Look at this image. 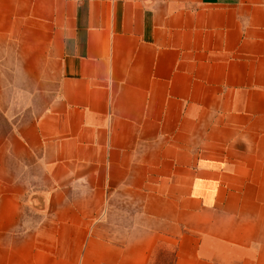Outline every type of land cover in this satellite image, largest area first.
<instances>
[{"label":"crops","instance_id":"obj_1","mask_svg":"<svg viewBox=\"0 0 264 264\" xmlns=\"http://www.w3.org/2000/svg\"><path fill=\"white\" fill-rule=\"evenodd\" d=\"M161 244L264 264V0H0V264Z\"/></svg>","mask_w":264,"mask_h":264},{"label":"rangeland","instance_id":"obj_2","mask_svg":"<svg viewBox=\"0 0 264 264\" xmlns=\"http://www.w3.org/2000/svg\"><path fill=\"white\" fill-rule=\"evenodd\" d=\"M25 217L30 219V223H33L37 219V215L30 214L28 211H25ZM174 257L175 251L173 246L161 244L155 250L151 264H174Z\"/></svg>","mask_w":264,"mask_h":264}]
</instances>
